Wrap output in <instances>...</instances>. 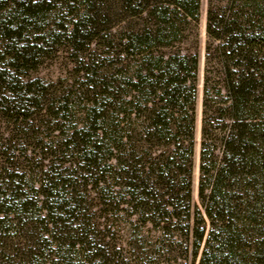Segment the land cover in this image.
Wrapping results in <instances>:
<instances>
[{
    "label": "trees",
    "instance_id": "1",
    "mask_svg": "<svg viewBox=\"0 0 264 264\" xmlns=\"http://www.w3.org/2000/svg\"><path fill=\"white\" fill-rule=\"evenodd\" d=\"M75 2L0 0V264H264V0H207L202 73L203 0ZM58 43L51 98L23 76Z\"/></svg>",
    "mask_w": 264,
    "mask_h": 264
},
{
    "label": "rangeland",
    "instance_id": "2",
    "mask_svg": "<svg viewBox=\"0 0 264 264\" xmlns=\"http://www.w3.org/2000/svg\"><path fill=\"white\" fill-rule=\"evenodd\" d=\"M47 2L51 3H59L65 2L67 0H46ZM70 4H75L74 8L79 9V2H75V0H69ZM73 6V5H72ZM206 11H207V0H203L202 5V15H201V51H202V65H201V73L203 71V63H204V49H205V41H206ZM68 12H65L63 15H53V17L49 20V25L52 30H57L56 34H62L60 32L61 26L69 27L70 26V20L72 16H68ZM56 16V17H55ZM63 23V24H62ZM48 24V23H47ZM62 24V25H61ZM0 33V67H2L4 64H8L9 56L7 54V50L5 49V41L3 37H1ZM102 47L100 46V41L98 40L96 44L92 46V49H96V53H94L95 58V66L99 69L103 68L104 61L106 59V52L108 51L107 48H104L103 42L101 43ZM48 53L45 54L38 67L34 70H31L28 72V75L24 78H29L30 82H38V84L42 88H46L49 90L51 98H60L61 96H67L68 94L73 93V91L77 90V87L80 85L81 82V75L79 73L81 68V64L79 65V59L77 58L75 53H72V51L69 49L68 45L66 44H60L58 43L54 50L47 49ZM5 58V59H4ZM7 60V61H6ZM202 82V81H201ZM198 107H199V115L201 114L202 109V86L200 88V94L198 99ZM78 118H80V115H78ZM43 121V119H41ZM53 122V121H51ZM40 125V123H36ZM43 124H46V122H43ZM41 124V125H43ZM54 123H49V127L53 126ZM12 129V128H11ZM38 129V127H36ZM8 128L6 124L0 120V137H2V134L7 131ZM41 132H47V134H51L50 128H48V131H45V129H40ZM44 130V131H42ZM200 130H201V123L199 121L198 124V132H197V140L198 145L196 149V157H195V169H194V200L195 202H198V182H199V141H200ZM14 142L13 145L15 149H25V148H32L34 149L37 144V139H35V135H22L19 132H14ZM54 136H57V133L54 134ZM45 136V133L43 134ZM53 136V137H54ZM7 135L4 136L6 138ZM56 141V139L52 138ZM97 214L100 215V212ZM100 220V219H99ZM128 220L122 219V224L120 225L125 226ZM123 235H120L119 233L116 234V239L118 242L124 241V233Z\"/></svg>",
    "mask_w": 264,
    "mask_h": 264
}]
</instances>
